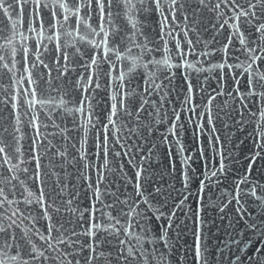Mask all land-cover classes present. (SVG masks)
Wrapping results in <instances>:
<instances>
[{
  "label": "snow or ice",
  "instance_id": "snow-or-ice-1",
  "mask_svg": "<svg viewBox=\"0 0 264 264\" xmlns=\"http://www.w3.org/2000/svg\"><path fill=\"white\" fill-rule=\"evenodd\" d=\"M162 5L167 9L168 16H164L161 22L159 35L169 55L162 60L151 61L148 60V56L159 51V47L150 49L147 44L140 41L143 33L138 17L139 14L149 9L153 13L163 15ZM25 9L28 10L27 16L24 15ZM0 15L4 18V21L0 22V89L5 93V98L0 99V106L3 110H8L6 117L3 111H0V264H15L25 252L31 260L38 261L40 264H44L45 261H55L57 257L47 254V250L59 252L52 242L53 239L58 244L69 247L71 244L64 239V233L68 229L64 224L57 226L53 213L75 215L77 212L79 213L78 224L82 225V230L78 233L75 228H72L71 235H84L87 239L79 244L76 251L68 252L67 255L73 258L68 260V264H81V261L76 259L81 253H86L83 264H93L94 261L102 259L107 264H117L121 259L131 264V261L135 259L136 249L132 247L127 252L123 251L119 246L124 245L125 240L120 239L119 235L122 230L123 235L129 237V228L132 225L129 223L126 228L124 224L136 217L143 218L151 210L146 208L144 211H139L137 205V199L144 196L141 172L136 173L134 192L128 198L131 199L132 205H137L136 207L129 206L130 211L126 212L116 207V203L128 206V199L120 201L119 197H116V203H108L106 196L113 194L102 192L99 186L93 187L95 203L90 208L80 211L77 206L73 210L72 195L69 194L67 200L63 199L64 188L67 186L60 182L59 177H57L53 192H45V174L39 153L41 148H44L45 153L50 154L49 163L53 165L54 171L57 162L63 164L67 159L66 145L71 130L63 127V119L67 116L68 104L72 105L70 111L74 117L73 128L77 132L85 127L76 122L77 114L86 116L89 124L95 127L92 116L97 114L85 94L92 90L93 86L95 89L100 88L101 73L109 77L105 86L116 89L117 95L112 96L115 103L111 104L110 110H104L103 119L97 115L99 123L107 127L104 119L111 124L113 117L119 113L128 117H136L139 123L142 119L141 112H147V96L159 87L152 83V78L156 75L152 69H159L163 65L165 74L162 78L168 80L169 83L174 79L177 71H183L184 79L187 80L188 72L193 67L188 59L189 56H195L197 58L195 62L198 65L202 63L200 58L203 57V62L208 63L209 67H198L195 71L199 73L208 71L214 75L218 87H227L229 95L238 92L242 100L250 101V103H242V107H246L253 116H256L250 133L254 151L245 157L248 161L246 171L238 174L235 190L237 203L240 204L238 197L242 192L241 186L252 185L250 191L244 195L254 198L250 203H257L260 207V223H249L246 231L258 232L260 238L251 244L250 248L245 246L243 255L236 253L233 255H236L235 264H264V248L257 246L264 243V196L260 195L261 190L264 189V180L256 182L252 178L253 166L258 161H264V56L256 55L257 52L264 51V0H147V2L146 0H0ZM13 16L18 20L23 19L24 26L28 30H35L31 28L33 23H36L38 28L46 29L50 33L46 39L52 46L34 44L29 48L21 45L18 49L15 46L14 37L19 34V31L17 25L11 23ZM206 18L208 24L211 25L210 29L204 23ZM121 19L126 20L123 27L117 23ZM176 21H179V24H176ZM168 23L180 29L183 33V40L176 39L173 32L165 33L164 27ZM65 25H68L67 29ZM180 25H183V28H180ZM81 29H86L87 34H83ZM202 29L213 33L214 43H219L215 39L216 35L221 31L226 32L227 43L221 44L219 49L201 50L197 53L196 44L200 42ZM60 32L67 36H72L73 32L77 35L71 43H61L63 37L58 35ZM191 33L196 34V41L190 38ZM165 36L175 41L174 48L169 49V40H166ZM21 39L25 37L21 36ZM236 40L240 44L238 50L235 47ZM82 44L88 46V60L81 65L85 68L86 74L82 79L74 82V91L77 93L75 98L68 99L70 93L63 92L57 103L56 98L51 96V91L61 93L62 90L51 78L53 66L57 73L56 79L64 77L71 71L68 67L70 59L75 61L78 56L83 59L85 49L81 47ZM236 51L244 55L250 53L247 55L249 60L247 66L237 63L239 57L235 55ZM217 52L222 53L219 62L212 63V60L217 59ZM34 53H39L35 60L31 59ZM45 53L48 54L47 57ZM173 55L174 63L172 62ZM117 61L127 71H120L118 77H113ZM257 62L258 67H253ZM10 63L12 67L18 65L28 73L24 78L25 87L28 90L23 93V103L27 105L24 115L28 118L27 127L32 128L33 136L29 142L27 156L23 153L22 144L26 132L20 127L23 124L20 118V108L23 103L18 95L10 93L9 88L2 84L5 76L11 80V76L8 75L11 71ZM105 64L108 67L102 68L101 66ZM173 69L177 71H172ZM149 72L152 74L149 75ZM238 77H243V79H238ZM141 81L144 85L142 91L140 90ZM187 92L189 94L194 92L191 83H189ZM222 94L217 91V95ZM191 99V95L185 96V103L191 102ZM212 99L215 97L209 96V101ZM86 104L87 107H85ZM189 111L195 113L194 108H189ZM147 114L151 115V113ZM208 121L212 122L210 114ZM240 122L243 123V114H241ZM131 130L129 127L130 132ZM107 141L108 137L105 135V148ZM72 147L75 148L76 145L73 144ZM85 156L79 159L82 160ZM221 156H223L222 153ZM199 158H205L203 151ZM17 160L26 166L21 168L15 163ZM226 170L225 161L222 158L219 168L212 171L211 176L219 181V177L225 175ZM21 173L23 176L20 175ZM204 175L207 177L208 173ZM186 176L187 173H185ZM29 179L32 182L31 185L27 183ZM18 184H22L23 189L18 190ZM200 185L202 191L205 181L201 180ZM185 187H187L186 183ZM157 194H160L159 189H157ZM152 195L149 193V196ZM18 197H23V199ZM143 202L146 205L151 204L150 199H145ZM21 204L24 205L23 208L20 207ZM100 204L109 209L111 214L106 215L100 210L98 208ZM12 205L16 207L9 212ZM61 205L65 207L62 209ZM97 211L100 212L99 217L96 215ZM132 211L136 212V217L131 215ZM237 211H242V209L238 208ZM25 212L28 213L27 216L24 215ZM17 217L21 221L30 219L35 231L26 227L20 228ZM157 219H163V217L157 216ZM112 221L120 227L117 228ZM36 224L40 227H35ZM137 226L139 227V220H137ZM18 228L19 232L16 231ZM42 228L44 231H41ZM141 231L147 234L149 230L142 228ZM154 231L160 239H164L159 229H154ZM54 232L59 235L53 236ZM30 233L35 235L42 244L47 245V249L37 248L31 240ZM136 240L139 242L140 237L136 236ZM72 243L76 242L72 241ZM239 243L242 244L244 241ZM164 246L166 247V241ZM106 251L107 256H105ZM113 251L116 252L115 257L112 256ZM240 251L238 244L237 253ZM140 254L146 255L143 250ZM202 259L198 236L195 251L196 264H201ZM23 264H29V261L24 260ZM229 264H233L231 259Z\"/></svg>",
  "mask_w": 264,
  "mask_h": 264
},
{
  "label": "water",
  "instance_id": "water-1",
  "mask_svg": "<svg viewBox=\"0 0 264 264\" xmlns=\"http://www.w3.org/2000/svg\"><path fill=\"white\" fill-rule=\"evenodd\" d=\"M162 12L163 15L153 13L149 9L139 14L138 17L143 33L140 36V41L147 44L150 49L159 47V51L148 56V60L151 61L162 60L169 55L168 51L164 49V41L160 39L159 35L161 22L164 16H168V11L163 5ZM27 14L28 10L25 9L24 15L27 16ZM169 20H171L170 16ZM2 21L4 18L0 15V22ZM125 22V19L117 21L121 27ZM11 23H15L19 31V34L14 37V43L18 49L21 45L29 48L34 44L52 46L46 39L50 33L44 28H38L36 23L31 25V28L35 30H28L24 26V20H18L15 16ZM175 23L179 24V21ZM204 23L209 29L211 28L207 18ZM67 28L68 25H65V29ZM180 28H183V25H180ZM164 30L165 33L173 32L176 39L183 40V33L174 24H165ZM81 32L87 34L86 29H81ZM58 35L63 37L61 43H71L77 34L73 32L72 36H67L60 32ZM226 35V32L221 31L215 37L219 43H214L213 33L202 29L200 42L196 44L197 53L201 50L219 49L221 44L227 43ZM21 36L25 39H21ZM190 38L194 41L197 40L195 33H191ZM165 39L169 40V49L174 48L175 41L168 36H165ZM81 47L85 49L83 59H80L79 56L75 61L70 59L68 67L71 71L64 77L56 79L57 73L53 66L51 78L62 90L61 93L55 90L51 91V96L56 98L57 103L63 92L70 93L68 99H74L77 94L74 91V82L77 79H82L86 74L85 68L81 65L88 60V46L82 44ZM235 47L237 50L240 48L238 40L235 41ZM253 47H255L254 44ZM69 50L72 51V49ZM44 55L47 57L48 54ZM216 55L217 59L212 60V63H218L222 53L217 52ZM235 55L239 57L237 63L247 66L249 63L247 55L250 53L244 55L236 51ZM256 55L264 56V51L257 52ZM37 56L39 53H34L31 59L35 60ZM188 59L193 67L188 72L187 80L184 79L183 71L173 69L172 71H177V74L169 83L168 80L162 78L165 74L163 65L159 69H152V72L156 73L152 78V83L159 87L147 96V112H141L142 119L139 120V123H137L136 117H128L123 113L113 117L111 124L107 119H104V124L107 127L99 123L97 115L103 119L104 110H110L111 104L115 103L112 96L117 95L116 89L105 86L109 77L101 73L100 88L95 89L93 86V89L85 94L97 114L92 116L95 127L89 124L86 116L77 114L76 122L85 126L77 132L73 128L74 117L70 111L72 105L68 104L67 116L63 119V127L71 130L66 145L67 159L63 164L57 162L54 171L53 165L49 163L50 154L45 153L44 148H41L39 153L42 157L41 164L45 174V192H53V187L59 177L60 182L67 186L64 188L63 199L67 200L69 194L72 195L73 210L78 206L80 211H84L85 208H90L95 203L93 200L94 186H99L102 192L113 194L106 196L108 203H116V197H119L120 201L128 199L134 192L136 173L141 172L144 196L137 199V205L139 211H144L146 208L151 210L143 218L136 217V212L132 211L131 215L136 219L124 224L126 228L129 223L132 225L129 228L131 239L124 236L122 230L119 235L120 239L125 240V244L119 246L123 251L127 252L132 247L136 249L135 259L131 261V264H196L195 251L198 236L203 258L201 264H229L230 259L235 264L236 255L233 253L243 255L245 246L250 248L251 244L260 238L258 232L246 231L249 223H260V207L257 203H250L254 198L244 195L250 191L252 185L241 186L242 192L238 197L241 201L240 204L237 203L235 190L238 174H243L246 171L248 161L245 157L254 151L250 133L256 116H253L246 107H242V103H250V101L242 100L238 92L229 95L227 87L219 88L216 77L208 71L202 73L195 71L198 67H209L208 63L203 62V57L200 58L202 63L199 65L195 62L197 59L195 56H189ZM172 62H175L174 55ZM101 67L107 68L108 66L105 64ZM253 67H258V62ZM10 68L11 71L8 75L11 76V80L5 76L2 84L9 88L10 93L18 95L23 103V93L28 90L25 87L24 78L28 73L18 65L12 67L11 63ZM120 71H127V69L117 61L113 77H118ZM238 79H243V77H238ZM189 83L194 88V92L191 94L187 92ZM143 87L141 81V91ZM217 91L223 94L217 95ZM187 95H191L192 99L186 104L185 96ZM209 96H213L215 99L209 101ZM4 98L5 93L0 89V99ZM189 108H194L195 113L190 112ZM26 110L27 105L23 103L20 108V118L23 124L20 127L26 132L22 141L25 156L28 155L29 142L33 136L32 128L27 127L28 118L24 115ZM0 111H3L5 117L7 116L8 110H3L0 106ZM147 113H151V115ZM209 114L212 117L211 123L208 121ZM241 114H243V123L240 122ZM129 127L132 129L131 132ZM41 131L43 132V128ZM105 135L108 137L106 148L104 147ZM57 142L59 143V141ZM73 144L76 145L75 148L72 147ZM61 147L65 146L61 145ZM201 151L206 159L199 158ZM81 156H85V158L80 160ZM222 158L227 170L226 174L220 176L217 181L216 177L211 176V172L219 168ZM15 163L21 168L26 166L19 160ZM61 169L63 170L61 171ZM206 172L208 173L207 177L204 175ZM185 173H187L186 177ZM20 175L23 176L22 173ZM252 178L256 182L264 180V161H258L253 166ZM201 180L205 181L202 191ZM27 183L31 185L32 182L29 179ZM185 183L187 187H185ZM21 189H23V185L18 184V190ZM157 189L160 194H157ZM149 193L153 195L149 196ZM260 195L264 196V189L261 190ZM18 198L23 199V197ZM145 199H150L151 204H144ZM137 205H132L131 199H128V206L116 203L117 209H123L126 212L131 210L129 206L136 207ZM15 207L16 205H12L9 212ZM20 207L23 208L24 205L21 204ZM64 207L61 205L62 209ZM98 208L106 215L111 214L103 204L98 205ZM238 208H241L242 211H237ZM24 215L27 216L28 213L25 212ZM53 215L57 226L64 224L68 229L64 233V239L69 241L71 247L58 244L53 239L52 242L59 252L47 250V254L57 257V259L45 261L44 264H61V261L63 264H68V260L73 259L67 255L68 252L76 251L79 244L87 238L84 235H71L72 228H75L78 233L82 230V225L78 224V212L75 215L67 213H53ZM96 215L99 217L100 212L97 211ZM157 216H162L163 219H157ZM69 220H71L70 223ZM137 220H139V227ZM17 223L20 228L26 227L35 231L30 219L21 221L17 217ZM112 223L115 225V221ZM115 226L120 227L119 225ZM35 227H40V225L36 224ZM142 228H147L148 233L145 234L141 231ZM154 229H159L163 233L164 239H160ZM19 230V228L16 229L17 232ZM41 231L44 229L42 228ZM56 235L59 234L54 232L53 236ZM30 236L37 248L47 249V245L42 244L35 235L30 233ZM136 236L140 237L139 242L136 240ZM72 241L76 243H72ZM165 241L166 247L164 246ZM240 241H244V243L240 244ZM238 244L241 251L237 253ZM257 246L264 248V243ZM141 250L146 255H141ZM85 254L81 253L76 257L81 261V264H83ZM107 255L106 251L105 256ZM115 255L116 252L113 251L112 256L115 257ZM24 260H28L29 264H40L38 261L31 260L26 252L15 264H23ZM93 264H107V262L102 259L94 261ZM117 264H127V262L121 259Z\"/></svg>",
  "mask_w": 264,
  "mask_h": 264
}]
</instances>
